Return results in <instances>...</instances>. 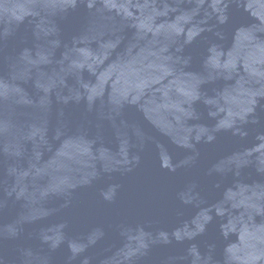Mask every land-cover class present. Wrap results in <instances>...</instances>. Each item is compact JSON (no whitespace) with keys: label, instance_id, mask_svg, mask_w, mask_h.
<instances>
[{"label":"water","instance_id":"obj_1","mask_svg":"<svg viewBox=\"0 0 264 264\" xmlns=\"http://www.w3.org/2000/svg\"><path fill=\"white\" fill-rule=\"evenodd\" d=\"M0 264H264V0H0Z\"/></svg>","mask_w":264,"mask_h":264}]
</instances>
